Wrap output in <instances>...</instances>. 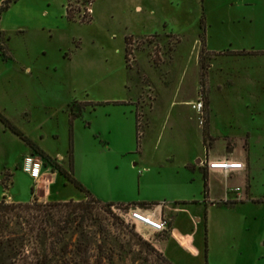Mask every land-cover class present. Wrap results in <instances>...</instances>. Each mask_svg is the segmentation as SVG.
<instances>
[{"label": "rangeland", "instance_id": "rangeland-1", "mask_svg": "<svg viewBox=\"0 0 264 264\" xmlns=\"http://www.w3.org/2000/svg\"><path fill=\"white\" fill-rule=\"evenodd\" d=\"M68 6L74 21L67 19ZM201 13L207 46L219 52L204 51L203 65ZM83 14L90 22H79ZM0 30V114L10 125L52 156L62 154L64 160L50 158L62 168L71 132L74 178L100 202L151 203L154 197L167 204L166 212L176 210L170 251L177 264H264V0H14L0 11ZM134 95V112L114 103ZM199 102L197 112L192 106ZM205 117L215 137L212 154L225 150L223 159L242 158L233 145L245 130L251 133L250 169L246 185L242 173L228 178L227 188L240 187L241 196L217 200L199 222L195 206L175 207L172 199L178 190L191 194L202 187L188 181L194 174L174 172L194 153L206 166L204 150L213 138L201 145ZM31 152L0 121V201L45 202L35 196L45 185L22 170ZM169 153L174 165L164 161ZM158 161L164 162L159 173L152 168ZM147 168L151 173L141 179L138 170ZM222 186L223 177L215 182V197ZM48 189L58 201L81 195L59 175ZM109 211L93 208L85 230L93 235L103 228L112 239L130 240L131 249L116 251L113 264H135L139 247L131 234L145 240ZM139 255L153 264V257Z\"/></svg>", "mask_w": 264, "mask_h": 264}, {"label": "trees", "instance_id": "trees-1", "mask_svg": "<svg viewBox=\"0 0 264 264\" xmlns=\"http://www.w3.org/2000/svg\"><path fill=\"white\" fill-rule=\"evenodd\" d=\"M14 0H3L0 11L7 8ZM70 6V4H69ZM66 9L68 20L74 21L70 7ZM80 23L90 22V17L84 14L79 19ZM202 21L200 27L202 28ZM128 38H124L125 62L130 55ZM203 42V38H201ZM204 49L200 50V61L203 65ZM4 48L0 45V55L4 56ZM204 68V66H202ZM115 104H119L114 102ZM138 117L136 116V120ZM0 121L13 133L21 137L27 146L33 150V154L39 156L43 166L65 178L66 182L73 185L81 194L83 199L75 201H45L40 202L32 198L26 203L0 201V264H13L16 259L25 261V264H113V256L116 251H125L128 242L122 243L119 238H110L106 235L107 230L101 228L89 234L85 230L86 222L93 218V208L99 207L109 211L112 203H102L73 176V146L71 132L69 133V145L67 148V167L58 166L53 160L35 146L26 136L1 116ZM203 132V144L208 137L206 131L207 118L205 117ZM138 125V122H137ZM139 126V125H138ZM205 150L207 148L205 146ZM37 153V154H36ZM203 194L207 192V174L204 167L201 168ZM33 194V191H32ZM142 204V203H140ZM113 215V214H112ZM13 220V229L10 222ZM103 235V240L98 242L97 235ZM102 237V236H101ZM139 249L133 257L135 264H146L147 261L140 253L147 257H153V264H171L160 253H158L148 242L141 240L138 236L131 234V240ZM135 244V245H136ZM131 246H128V250ZM93 257V259H92ZM29 260V262H27ZM104 261V262H103Z\"/></svg>", "mask_w": 264, "mask_h": 264}, {"label": "crops", "instance_id": "crops-1", "mask_svg": "<svg viewBox=\"0 0 264 264\" xmlns=\"http://www.w3.org/2000/svg\"><path fill=\"white\" fill-rule=\"evenodd\" d=\"M135 9L139 10L140 6L137 5L135 7ZM200 21H202L203 23L205 22V15L204 13H201L200 17H199V28H200V32L198 34L199 37V48L198 50L200 51L203 47V49L208 52V53H214V54H219V52L214 51L213 49H209L207 46V42H206V31L203 29V27H200ZM0 33L2 34V30H0ZM177 36H179L176 33H173ZM180 38V36H179ZM201 38H203V42H201ZM224 54V53H223ZM135 98V95L132 96L130 99L128 100H115V102L117 103H121L122 105H128L132 108L133 111V107L134 105L132 104L133 100ZM135 109V108H134ZM134 112V111H133ZM208 120V118H207ZM206 131L208 136L210 135L213 138V143L211 148L208 149V151L204 150L205 152V158L207 161H215V160H222L223 159V152L216 155L212 154V148L214 146V142H215V137L212 135L211 133V127H210V117H209V125L207 122L206 125ZM202 133V137H201V145L203 143V132ZM251 133L248 130H245L244 135L241 137L240 141H237L236 143L233 142V140H231L234 143V151L236 149V147H240V150L242 151V158L237 157L236 155L231 154L229 156L230 160L232 161H240V162H246L247 166H248V173L246 170L240 169V170H235L230 172L227 176H225L222 172L218 171V170H212L207 168L205 165L203 166L201 163L199 164V160H198V156L200 153H194L193 155L190 156V158L188 159H184L182 161H179L175 164L176 166V170L174 172V174H178L182 171H184L185 173H192L194 174L193 176H189L188 177V181L194 182L196 183V181L199 180V183L202 185L201 189H199L198 187L195 188L194 191H192L191 194H188L187 190L185 191H176L177 194L175 195V197L172 200H176L174 201V205L175 207H177V204H190L195 206L198 210L197 212L194 214V217L198 216L195 218L196 221H201L200 216L201 214H203L204 218L207 217L209 209L211 207H213L216 203L217 200L224 198V202H227V198L230 194L232 195H236V198H238V196H241L239 194V192L241 191V188L236 186L237 188H239L238 192H234V188L233 189H228L227 188V184H228V178L230 177V175H235L238 173H242L243 174V183L246 185L248 182V175H249V146H250V142H251ZM106 138V137H104ZM29 139V138H28ZM228 139V138H227ZM225 139L223 141L224 143V147L226 148V140ZM35 146H37L44 154H46L48 157L52 158V159H61L64 160V156L60 153H57L55 156H52L50 153H47L44 149H42L40 146H38L33 140L29 139ZM229 140V139H228ZM106 144L107 143V139H105ZM203 148V146H202ZM30 150V148H29ZM29 152V151H28ZM74 152V149H73ZM33 153V152H31ZM234 153V152H233ZM67 156V154H66ZM164 161L165 163H169L171 162L172 165H174V154L173 153H169L168 155H166L164 157ZM65 160L67 162V158L65 157ZM76 162V156H75V152L73 153V171H72V176L74 177V164ZM133 165H136V163H134ZM67 167V164H65V168ZM164 167V162L162 161H158L154 166H152L153 169L157 170V173H159L158 169ZM204 167L205 172L207 174V192L204 195L203 194V182H202V173H201V168ZM45 170H47L50 174L51 171L48 169V167H42L41 170V175L40 177L35 181L38 182L39 184H44L45 188H47L46 192H44V194L42 195H37V192H35V196L42 201H58L55 199H50V191L48 189V186L51 182L54 181L56 174H53V177H51V175H45ZM151 170H149L148 168L146 169V171L144 172L143 170H138V173L142 175L141 179H146L148 178V175L151 173ZM144 172V173H143ZM44 174V175H43ZM197 174V176H196ZM223 177V193L222 195H218L217 197H215L214 192H215V182H217V179ZM79 183L82 184V182L77 178L76 179ZM68 183V182H67ZM70 184V183H69ZM84 186V184H83ZM86 186V185H85ZM235 187V188H236ZM200 190V191H199ZM89 191V190H88ZM81 193V192H80ZM94 195V194H93ZM69 199L75 200V201H79L83 199V194H81L80 196H76V197H71L65 200H61V201H67ZM13 200V199H12ZM98 200V199H97ZM154 197L151 198L149 200V202L154 203L156 201ZM14 202H16L14 200ZM112 203V202H110ZM165 204V207L167 206V204L165 202H163ZM115 204V203H112ZM165 207L163 209L164 213L166 215H168L169 217V229L167 230V232L165 233L164 237L157 241L156 243L152 244V246L154 247V249L160 253L168 262H170L171 264H177V259L174 257V254H172V251H170V239L172 238L174 232L176 231V221L178 220V212L175 210L173 211L172 209H169L168 212L165 211ZM206 221V220H205ZM208 264V263H207Z\"/></svg>", "mask_w": 264, "mask_h": 264}, {"label": "built area", "instance_id": "built-area-1", "mask_svg": "<svg viewBox=\"0 0 264 264\" xmlns=\"http://www.w3.org/2000/svg\"><path fill=\"white\" fill-rule=\"evenodd\" d=\"M86 12L91 13V3L86 7ZM85 15V14H84ZM87 17V16H86ZM193 109L201 111V102L193 104ZM43 161L33 153L27 154L22 159V170L31 179L37 180L41 175ZM206 167L218 170L227 176L230 172L243 169V163L227 159L207 161ZM238 192L239 188H234ZM6 197V196H4ZM7 202V200L5 199ZM164 203H124L112 204L109 208L116 217L136 231L142 239L150 245L161 240L169 229V217L163 211Z\"/></svg>", "mask_w": 264, "mask_h": 264}, {"label": "water", "instance_id": "water-1", "mask_svg": "<svg viewBox=\"0 0 264 264\" xmlns=\"http://www.w3.org/2000/svg\"><path fill=\"white\" fill-rule=\"evenodd\" d=\"M226 152H228V153L231 152V149L230 148H227L226 149Z\"/></svg>", "mask_w": 264, "mask_h": 264}]
</instances>
